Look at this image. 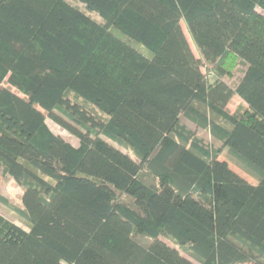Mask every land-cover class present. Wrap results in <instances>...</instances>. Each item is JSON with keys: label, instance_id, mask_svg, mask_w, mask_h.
Listing matches in <instances>:
<instances>
[{"label": "trees", "instance_id": "trees-1", "mask_svg": "<svg viewBox=\"0 0 264 264\" xmlns=\"http://www.w3.org/2000/svg\"><path fill=\"white\" fill-rule=\"evenodd\" d=\"M0 173V264H264V0H0Z\"/></svg>", "mask_w": 264, "mask_h": 264}, {"label": "rangeland", "instance_id": "rangeland-1", "mask_svg": "<svg viewBox=\"0 0 264 264\" xmlns=\"http://www.w3.org/2000/svg\"><path fill=\"white\" fill-rule=\"evenodd\" d=\"M185 31L187 32L186 28ZM145 51L148 52L149 50L145 49ZM239 104H240V100L238 98H234L229 104V108L232 111H234L237 109ZM184 121L189 127L195 129L200 136L206 138L209 141L212 140V136L207 130L204 131L203 129H199L198 127L196 128V126L188 120L184 119ZM47 122L53 131L63 135L66 139L70 140L74 144L79 143V140L76 136H74L68 130L64 129L62 126L54 122L52 119L48 118ZM237 170L240 171L243 175L247 176L250 180L256 182V180L252 176H250L242 169L238 168ZM22 192H23V188L14 179L0 173V193L8 197L11 203H13V205H17V207L23 208ZM0 216L10 222L17 223L24 228H29L30 224L25 217H23L19 212L12 209L11 206L6 205L2 202H0ZM140 239L142 241H145V238H140Z\"/></svg>", "mask_w": 264, "mask_h": 264}, {"label": "crops", "instance_id": "crops-1", "mask_svg": "<svg viewBox=\"0 0 264 264\" xmlns=\"http://www.w3.org/2000/svg\"><path fill=\"white\" fill-rule=\"evenodd\" d=\"M230 164H231V166H232L237 172H239L240 174H242L240 171L237 170L238 168L241 169L240 167H238L237 165H235V164H233V163H230ZM234 166H235V167H234ZM243 171H244V170H243ZM242 175H243V174H242ZM243 176H245V175H243ZM245 177H246L250 182H252V183H254V184L257 183V180H256L254 177H253V178L256 180V182L250 180L247 176H245Z\"/></svg>", "mask_w": 264, "mask_h": 264}]
</instances>
